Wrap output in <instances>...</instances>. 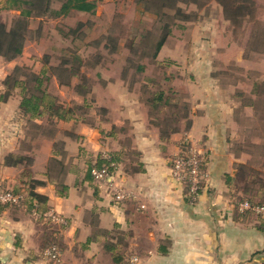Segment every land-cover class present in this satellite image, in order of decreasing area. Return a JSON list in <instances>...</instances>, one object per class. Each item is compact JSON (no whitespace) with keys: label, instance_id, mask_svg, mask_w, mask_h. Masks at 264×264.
Returning <instances> with one entry per match:
<instances>
[{"label":"crops","instance_id":"0c3cea01","mask_svg":"<svg viewBox=\"0 0 264 264\" xmlns=\"http://www.w3.org/2000/svg\"><path fill=\"white\" fill-rule=\"evenodd\" d=\"M249 2L252 14L258 16L255 19L264 22V15H259L261 7L264 13V0ZM211 3L215 10L211 25L213 46L219 37L229 49L248 46L261 37L260 33L252 32L245 43L236 33L244 23L252 24L253 20L248 19L252 14L231 20L216 1ZM9 12L12 18L19 14L14 10ZM229 29H234L233 35L227 34ZM22 59L23 52L13 61H5L0 56V186L24 188L23 180L29 176L43 183L35 192L46 199L48 210L61 213L69 220L68 228L59 237L67 264L88 262L83 248L91 246L81 242L90 235L92 222L88 215L92 213L101 230L118 232L127 238V250L141 264H264V220L251 213H238L235 201L240 187L238 166L247 165L257 171V167L249 165L253 161L246 150L247 142L253 148L264 142V137L257 133V128L264 127L261 86L264 71L259 74L257 69L246 70L239 80H229L228 72L216 70L205 72L201 82L196 75H191L188 83L193 100L191 126L185 133L186 138L173 134L167 145L161 141L158 130L149 124L144 105L139 101L130 103L133 95L120 80L124 99L113 98L119 101L117 115L124 118L127 113L121 109L127 107L132 112H140L133 119L130 134L133 150L138 153H129V147L113 137L106 140L111 150L118 153H108L110 149L104 144L102 130L80 123L74 125L75 121L59 122L76 127L68 129L60 139L63 153H58L56 137L39 140V134L32 133L42 123L30 122L21 116L19 97L4 98L3 80ZM250 59L251 55L242 54L238 61L246 63ZM249 74L254 76L247 81ZM177 138L205 145L200 152L206 162L207 178L194 204L189 201L185 184L171 176L172 159L178 154L174 153L177 148L172 141L176 142ZM105 153L110 157L117 155L113 162L115 175L119 184L133 193L130 201L117 204L105 185L86 180L89 165ZM7 154L31 156L33 162L27 168L28 175L24 167L5 166ZM62 185L66 186L65 190ZM46 232L43 223L25 208L4 209L0 212V264H52L42 255ZM98 247L100 255L106 256L99 244Z\"/></svg>","mask_w":264,"mask_h":264},{"label":"rangeland","instance_id":"374dc122","mask_svg":"<svg viewBox=\"0 0 264 264\" xmlns=\"http://www.w3.org/2000/svg\"><path fill=\"white\" fill-rule=\"evenodd\" d=\"M5 1L6 0H0V21L5 23L7 27H10L13 19L11 12L1 10ZM166 1L168 3H174L177 0ZM197 1L200 3V8L198 10L193 6H183V9L185 8L186 11H195L198 19L193 22L173 26L166 43L160 50L155 61L151 59L153 46L161 33L159 27L160 23L157 17L148 13H142L143 7L136 5L135 0H95L96 9L94 15H72L65 18L41 21L31 20L29 28L32 33L24 44L23 59L20 60L15 67H29L31 72L39 73L46 55H49L51 58V67L58 65L59 62L57 58L60 56L61 50L66 46L75 47L73 44H70V38L67 41L65 40V42L61 40V31H67L69 27H74L78 21L85 22L86 27L83 28L81 32L86 37L76 42L75 47L77 49V54L84 59V66H81L78 76L69 78L71 84L70 86H65L59 83L60 78L57 77V74L60 73L58 71L57 74H54L53 71L48 73V75H51V79L48 83V91L56 96L58 101L65 107L73 110V115H75L74 125H78L79 123L88 125V127L92 125L94 129L102 130L104 144L110 149L108 153H113V150L109 147L106 139L112 137L115 138L116 141L120 139L123 145L130 147L131 153L132 151L135 153L130 134L134 126L132 123L133 119L140 116V112H137V110L132 112V110L127 107L121 109V112L126 111L125 113H127L124 118L117 115V108L120 107L117 106L119 105V101L116 100L124 99L122 98L124 92H121L122 90L119 89V86L122 84L120 80L122 81L121 76L122 70L124 69L123 84L133 95V97L129 99L130 103L139 101V104L144 105L145 116H148L149 124L158 130L159 136L162 132L167 134L175 131V134H179L181 137L184 135L183 137L186 138L185 133L189 130L186 124L187 120H181V118L185 110L190 109L193 103L188 93V83H191L192 80L190 78L191 75H196V77H198L197 79L201 82L208 71L216 70L228 72L230 75V77H228L230 78L229 80H231V78H233L232 80H239L242 75L244 77L246 70L257 69L259 74H262L264 71V45H261L264 44L261 40L264 38V22L255 19L258 18V16L255 15L256 13H253L252 16L250 15V18H248L253 20L252 24L249 22L244 23L241 29L237 30L236 34H238L241 39H244L243 41L246 43V37H248L250 33H260L263 38L262 36L257 39L252 38L254 39L252 42L257 40L261 43H255L256 45L249 44L248 46L243 45L236 47L237 49H229L230 47L225 46L222 42L223 38L219 37L217 44H215L216 46H213L211 41V38L213 39L211 25L213 24L212 19H215V10L211 8V1ZM261 8H259L261 12H258L260 17L264 15ZM254 19L256 22H254ZM163 21L165 22L166 19H163ZM233 31L229 29L227 34H232ZM83 34L81 36H83ZM103 34L120 37L121 44H125L126 46L130 40H133L134 46L132 50L134 53H132V57H130L134 59L135 62H125L124 57L130 53L125 47L121 49L120 53L113 54L112 51L105 49L104 45H106V42L104 41L101 42L98 47H96V45L90 47L87 45L95 43ZM211 47L213 51H210ZM137 49L141 54H139L140 52H138ZM97 53H102L103 58L99 64L96 63L98 65H94L93 67V63L96 62V59L93 57ZM242 54L251 55L252 59L246 63L238 61V58ZM141 64L145 66L143 72H139L136 69L137 65ZM81 75L86 77V84L81 82ZM248 76L249 78L247 81L254 75L249 74ZM243 77L241 79H243ZM61 80L68 79L65 78ZM77 84L84 86L87 90L90 88L92 90H90L91 92L87 95L86 93L81 94V92L79 94L74 88ZM80 90L86 91L83 89ZM15 91L18 92L19 90L17 89ZM158 91L164 92L163 100L153 103V95ZM165 98L168 99V102L164 101ZM154 105H156V108L153 107ZM40 123H42L41 128L38 130L34 129L32 133L39 134V140H44V138L51 136L54 138L56 137L55 147H57L58 153H63V146L61 145L60 139L69 131L68 129L76 126L67 127V124L63 125L65 123L59 122L57 124H50L45 119L40 120ZM257 129L258 135L264 137V127L261 126ZM109 132H111L110 135H108ZM185 138H181V140L177 138L176 142L172 141V144H176L175 147L177 148V151L174 153H178L175 157L179 155L183 156L189 149L200 152L205 147L204 143L188 142ZM168 141L162 142L167 145L169 142L171 143V141ZM247 143L246 150L250 153L253 161V164L249 165L257 167V170L260 172L258 179L264 181V142L259 144L256 148L251 147L249 142ZM84 153L90 152L86 151ZM174 158L172 160H174ZM56 169H58V167H56ZM171 176L176 182L181 183L173 176L172 170ZM116 183L120 185L117 179ZM184 186L187 189V186ZM105 188L107 189L106 186ZM8 190L11 191L10 188ZM254 191H256V189L248 192L246 195H243L240 190L237 191L235 201H239L241 198L249 199L254 202L263 201L264 195L261 194L257 197ZM107 193L114 201L108 189ZM135 195L138 197L137 194ZM49 212L62 217L67 221V224H56L47 221V219L34 217L43 223L48 237L51 238L50 240H57L61 246L59 237L68 228L69 220L61 213L54 210H47L40 213ZM88 216L90 222H92L90 235L84 243L81 242V245L91 246V248H87L86 246L83 248L86 249L85 251L88 255L87 259L89 260L86 259V261H88L87 264H119V262L116 263L114 261L118 256L122 257L124 262H126L127 259L129 260V257L133 254L127 250V238L121 236L118 232L113 233L111 231L101 230L97 225L94 213ZM45 240L46 239H44V241ZM98 244L102 247L106 256H104V253L100 255ZM108 244L117 245L118 247L116 250L118 252L114 250L106 251L105 246ZM78 250L80 251V248H78ZM95 257H97V260ZM46 260L48 261V259Z\"/></svg>","mask_w":264,"mask_h":264},{"label":"trees","instance_id":"16d2710c","mask_svg":"<svg viewBox=\"0 0 264 264\" xmlns=\"http://www.w3.org/2000/svg\"><path fill=\"white\" fill-rule=\"evenodd\" d=\"M207 1H216L219 6H221L222 9L225 10V14L227 13V17L229 16L231 20L238 16L244 17L252 14L250 10V0ZM135 4L139 7H143L142 13H148L157 17L158 22L160 23L159 27L161 33L154 43L153 54L151 56V59L153 61L157 59V55L166 43L173 26L180 25L182 23L193 22L198 19L196 15L197 13L195 11H186L185 8L183 9V6H193L197 10L200 8V3L197 0H177L174 3H168L166 0H135ZM95 9V0H6L1 10H14L18 11L19 14L13 18L10 27H7L5 23L0 21V56L5 61H13L19 56H21L24 44L28 39L29 35L32 33L31 29L29 28L31 20L41 21L48 19L53 20L58 18H65L72 15H94ZM163 19H166V21L164 22ZM85 27V22H76L74 27H69L67 31H61V40L65 42V40L67 41L70 38V44H73L76 47V42L81 41L86 37L81 32V30ZM82 34L83 36H81ZM120 39V37H113L109 34H103L98 40H96L95 43L87 45L89 47L92 45H96V47H98L100 43L104 41L106 42V45H104L105 49L112 51L113 54L120 53L121 49H124L125 47L130 52L124 57L125 62H135L134 59L131 58L132 53H134V51L132 50V47L134 46L133 40H130V42L126 46L125 44H121ZM261 40L262 42H264V38ZM255 43L261 42L255 40ZM255 43L253 44L256 45ZM75 47H64L61 50L60 56L57 58L59 63L54 67H51L50 65V56L46 55L43 59L42 67L39 73L31 72V69L29 67H15L14 70L4 78L3 85L6 88L4 98L12 95H17L19 97V112L21 116L27 121L32 122L35 120L40 121L45 119L50 124H57L58 122L63 121H75V115H73V110L71 108L65 107L61 102L58 101V98L56 96L52 95L48 91V83L51 79V75H48L50 71H53L54 74H57L58 71L60 73L57 74V77L60 78L59 83L65 86H70L71 82L69 78L74 76L77 77L80 73L81 66H84V59L82 56L77 54V49ZM137 51L140 52L138 49ZM139 54H141V52ZM93 58L96 59V62L93 63L94 67V65L96 66L100 63L101 59L103 58V55L102 53H97ZM144 68L145 66L142 64L137 65L136 67L137 71L139 72H143ZM123 77L124 69L122 70L121 76L122 81L124 82ZM65 78H67L68 80H61ZM80 80L82 83L86 84L87 80L84 75H81ZM261 86H263L262 91L264 92V81L262 82ZM74 88L79 94L81 92V94L86 93V95L91 92L90 90H92L91 88L87 90L84 86L80 84L75 85ZM17 89L19 90L18 92L15 91ZM80 89L86 91H82ZM163 93V91L155 92L153 95L154 98L152 99V102L157 103L162 101ZM164 101L168 102V99L165 98ZM153 107L156 108V105H154ZM189 116L190 109H187L185 110V113L182 114L181 118V120H187V128H190L191 126ZM175 133V131L167 134L162 132L160 133V139L161 141H166L172 134ZM129 153H131L130 147ZM135 153H138L137 150H135ZM115 157H117V155L110 157L109 160L104 159L102 157L101 159H98L97 162H95L93 165H89V168L85 175L86 180L97 183L90 173V170L94 167L102 168L103 166H107L110 170H114V168L110 166L111 164H113ZM199 158L201 170L207 173L205 160L202 158L201 155ZM32 162L33 158L28 155L7 154L4 157L5 166L15 168L24 167L25 173H27V175L29 173V170H27V168L32 165ZM259 173V170L256 171L255 169L249 168L247 165H239L237 178H239L240 187L237 191L240 190L242 191L243 195H246L248 192H251L256 189V191H254V194H256L257 197L261 194L264 195V181L258 179ZM205 180L206 179L203 180L202 187H204L205 185ZM23 181L25 186L24 188L15 186L11 189V192L13 194L20 196L18 204L0 202V212H2L6 208H25L28 214L34 216L33 211L45 212L48 210V208L45 206L46 199L42 195L35 192V188L37 186L42 185L43 183L31 179L30 176L25 178V180ZM61 187L63 190L66 189L65 185H62ZM0 190L9 191L8 189H5L1 186ZM262 200L263 201L261 202H254L249 199L241 198L239 201H236V203L239 204L242 201H247L252 205H264V199ZM238 204L236 207L238 213L254 214L250 211H244L242 213L239 212ZM255 216L264 220V217L262 216ZM50 239V237H46V240L44 242V248L51 245H56L62 253L61 246L59 245L58 241ZM117 247L118 246L115 244H108L107 246H105V250H114L118 252L116 250ZM114 261L116 263L119 262V264H129L128 259L126 262H124L123 258L120 256L116 257Z\"/></svg>","mask_w":264,"mask_h":264},{"label":"built area","instance_id":"2783aa9c","mask_svg":"<svg viewBox=\"0 0 264 264\" xmlns=\"http://www.w3.org/2000/svg\"><path fill=\"white\" fill-rule=\"evenodd\" d=\"M200 152L194 149H189L183 156L179 155L172 161V173L176 180L187 186V196L190 203L197 202L200 192L202 191L203 180L207 178V173L200 168ZM104 159L109 160L108 153L103 155ZM114 168L113 164H111ZM90 173L98 184L105 185L112 194L114 201L119 204L125 201H130L134 195L123 186L116 183L115 169L110 170L109 167L92 168ZM19 195L13 194L11 191L0 190V202L18 204ZM143 208V206L141 207ZM238 211H250L255 215L264 217V205H252L247 201H242L238 204ZM33 215L39 218L47 219V221L56 224L66 225L67 221L55 213H40L33 211ZM43 256L52 264H66L62 258V253L56 245H51L43 250ZM129 264H141L140 259L136 255H131L128 260Z\"/></svg>","mask_w":264,"mask_h":264}]
</instances>
